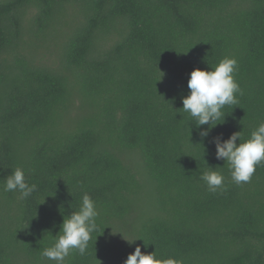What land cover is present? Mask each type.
I'll list each match as a JSON object with an SVG mask.
<instances>
[{"label":"trees","instance_id":"obj_1","mask_svg":"<svg viewBox=\"0 0 264 264\" xmlns=\"http://www.w3.org/2000/svg\"><path fill=\"white\" fill-rule=\"evenodd\" d=\"M51 43L56 67L38 59ZM225 56L243 95L202 139L181 98ZM261 122L264 0H0V264H55L41 252L85 193L97 229L65 264H124L137 244L264 264V164L237 185L213 143ZM209 166L223 190L201 180ZM17 167L37 186L26 199L3 191Z\"/></svg>","mask_w":264,"mask_h":264},{"label":"clouds","instance_id":"obj_2","mask_svg":"<svg viewBox=\"0 0 264 264\" xmlns=\"http://www.w3.org/2000/svg\"><path fill=\"white\" fill-rule=\"evenodd\" d=\"M236 68L235 57L225 56L215 67L210 65V69L194 68L190 73L187 84L189 91L181 98V109L192 118L191 122H194L197 134L202 139L207 138L218 123L224 122L225 114L222 109L226 105L238 103L236 94L243 95L234 78ZM203 125L207 127H201ZM213 143L216 158L227 162L231 179L237 185L250 182L256 167L264 164V122H261L247 138L242 137L241 131H236L227 139H223L222 136L214 137ZM201 180L211 192L223 190L225 187L222 172L211 166L202 173ZM36 187L35 184L30 185L26 181L24 170L17 167L6 177L3 191L19 192L20 198L26 199ZM98 215L96 201L85 193L78 210L64 216L58 235H55L51 246L42 250L41 258L54 261L55 264H65L66 258L74 251L83 256L87 251L91 234L97 229ZM123 238L129 244L138 239H128L124 236ZM144 246L147 247L145 242ZM124 264H183V261L173 256H159L156 248L151 252H142L141 245L137 244L135 250L128 254Z\"/></svg>","mask_w":264,"mask_h":264},{"label":"rangeland","instance_id":"obj_3","mask_svg":"<svg viewBox=\"0 0 264 264\" xmlns=\"http://www.w3.org/2000/svg\"><path fill=\"white\" fill-rule=\"evenodd\" d=\"M58 53L53 43L41 48L38 52V59L46 65L58 66ZM145 198V192H144Z\"/></svg>","mask_w":264,"mask_h":264}]
</instances>
